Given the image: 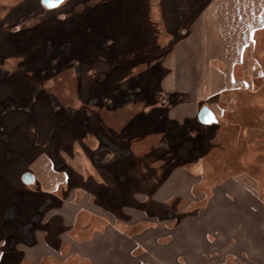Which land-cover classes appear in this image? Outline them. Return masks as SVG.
<instances>
[{
    "label": "rangeland",
    "instance_id": "1",
    "mask_svg": "<svg viewBox=\"0 0 264 264\" xmlns=\"http://www.w3.org/2000/svg\"><path fill=\"white\" fill-rule=\"evenodd\" d=\"M212 3L62 0L46 8L40 0H0V264H88L68 254L63 240H86L102 225L109 232H144L156 219L116 226L89 197V190L108 186L117 213L123 178L132 179L126 191L155 192L157 200L145 201L160 214L162 203L180 198L172 192L187 188L186 173L175 169H193L189 199L178 203L193 211L189 221L226 179L252 185L254 198L264 199V24L252 28L235 64L226 70L214 63L231 83L198 91L164 86L170 64L185 67L188 56L177 60L173 50L197 20L208 25L209 37L225 32L226 16L233 24L244 21L243 11L233 13L222 1L226 19L211 30ZM172 91L182 104L197 93L192 114L180 121L168 113L176 106L168 103ZM203 105L216 119L205 128L195 124ZM100 144L106 147L92 163ZM154 154L167 163L188 162L170 169L153 161ZM27 171L29 184L21 180ZM124 213L137 211L126 207Z\"/></svg>",
    "mask_w": 264,
    "mask_h": 264
},
{
    "label": "crops",
    "instance_id": "2",
    "mask_svg": "<svg viewBox=\"0 0 264 264\" xmlns=\"http://www.w3.org/2000/svg\"><path fill=\"white\" fill-rule=\"evenodd\" d=\"M222 1L228 2L225 8L233 9V13L234 8L238 13L243 11L244 21L233 24L232 19L226 16L225 32L221 35L218 32L219 34L216 33V36L211 37L210 35L209 37L208 25L204 24V20L202 22L197 20L192 26L190 37L179 42L173 50L176 57L178 56L177 60H180L183 53L188 57L184 60L182 66L185 65V67L183 69H177L178 64H175L176 67L174 64L169 65V68H171L168 74L169 80L164 82L166 88L179 91H190L192 89L198 91L199 88L204 86H212V84L202 82L200 76H230L229 73H225L226 71L224 73L219 71L214 63L217 61L222 63L223 66H226V70L229 65L235 64L238 61L239 53L246 46L245 43L252 28L264 24V0H212L213 3L210 4L212 6L210 10L211 20L208 21L210 28L214 27V22L218 21V18L223 17L219 10L220 7H223L220 4ZM213 18L215 19L212 21ZM193 32L194 38H191ZM219 40L220 45H218ZM210 41H213V44ZM179 76H185V78L182 77L183 79L180 81ZM262 76H264V71ZM171 79L175 82L174 84L170 82ZM195 100H197V93L192 96L189 103L170 107L168 112L170 117L182 119L191 115L192 104H194L192 102H195ZM192 170L188 168L175 169L176 172L186 173L188 178L187 188L176 190L172 194H177L185 200L189 199L188 192L194 182ZM228 181L232 182L233 185H229ZM224 182L214 187V195L198 217L195 216L191 221H189L191 217L186 216L183 218L180 224L181 228L183 227L184 231L189 230L194 234L195 243L193 244L195 246H191L187 251L183 248L179 249L181 252L183 250L186 253L194 254L196 259L193 260V264H224L228 257L237 258L235 259L236 264H264V199L254 198L252 194L254 193V187L252 185L245 189L235 185V181L226 179V182ZM224 193H227L230 198L224 196ZM106 229L107 226L102 225L100 230H94L91 233L90 239H78L76 241L65 239L61 244L64 245L67 242L71 249L69 253L67 252L68 254L87 260L88 264H92L93 260L91 258L96 254L92 244L95 243L97 236L99 239L105 236ZM146 230L138 234L144 239H150L151 235L146 234L148 233ZM181 234L178 238L180 245L186 244L185 246H188L187 236ZM207 239L210 242H207ZM62 245L60 248H62ZM101 252L103 251L100 250L97 254L100 255ZM65 254L57 258L62 260ZM206 256H210V260ZM238 258H243L242 262ZM142 259L143 261H149V257L146 256H143Z\"/></svg>",
    "mask_w": 264,
    "mask_h": 264
},
{
    "label": "trees",
    "instance_id": "3",
    "mask_svg": "<svg viewBox=\"0 0 264 264\" xmlns=\"http://www.w3.org/2000/svg\"><path fill=\"white\" fill-rule=\"evenodd\" d=\"M224 19L226 18L220 17L218 21L220 20V23H222L221 21ZM215 23L218 24L217 20L215 21ZM224 23L226 24V20L224 21ZM200 78L202 82L212 84L213 87H218L219 89L225 86L226 81H228V83L232 82L231 79L227 80L224 76H200ZM179 94V92L173 91L169 93L168 96L170 102L168 103L170 105L182 104L183 101L177 99ZM174 120L180 121L181 119ZM175 123L171 124L175 125ZM195 124L203 128L207 126L203 124L201 125L198 120L195 121ZM196 125L195 128L197 127ZM198 130L200 129L198 128ZM200 132H203V130H200ZM105 147V145L100 144L98 148L91 151L92 154L90 160L92 161V163H94L96 160V153H102ZM108 149L109 148H107L106 151ZM112 152L114 153V151ZM154 155L155 157L153 158V161L160 159L162 167L168 164L170 169L172 167L183 165V162H188L180 160L174 163H167V159L165 160L156 154ZM50 159L52 160V163L54 165V158L50 157ZM69 169L70 167L66 166L65 171ZM160 170H162V168ZM147 175V173H143L141 176V181H146L145 178L147 177ZM123 179L118 184L121 185L122 190L120 193V200L119 202H117V205H119L118 210L120 211H118L117 213H115L117 206L111 205L110 203H112V201L109 202V200H111L109 198L112 197V194H110L112 189L108 186L98 185L96 192H93V189L89 190V197L92 198L93 203H95L97 206L102 207V209L106 212V215L114 216V219H116L114 223L115 225L118 222L122 221V223H124L125 225L133 227L143 221H149V219L153 217L154 219H156V221L151 222L150 225L147 226L148 230H146L148 231V233L150 232L151 237L150 239H144V237H141L138 233H127L121 230L119 227L115 231L109 232L110 229L109 226H107L105 236H103L101 239H99V237L97 236V238L95 239V243L93 242L92 244L96 251V254L91 258L93 260L92 264H168V262L169 264H193V260L196 259V257L194 256V254L186 253L185 251H187V249L191 248V246L194 245V234L189 230L184 231L183 227L181 228L180 225L183 218L193 213V211H183V207L178 208L180 205L178 203H181L183 199L181 197V199L176 197L175 199H171V201L169 200V202L167 203H162V212L160 214L152 212L148 209V203H146L145 200H157L158 197L156 196V193L154 192L140 194L138 193V191H136V188L130 189V191H126L124 190V187H127L132 179L130 181V177L128 180ZM91 183L94 182L91 181ZM101 188L103 193L101 192ZM135 194H138V196L135 197ZM167 198H170V196H168ZM96 199H98V201H96ZM170 202L172 203L170 204ZM181 204H184V200ZM126 207L131 208L133 211H137V213L126 215L124 213V208ZM121 210H123V215L121 214ZM166 221H171V223ZM144 228L146 227H143V230ZM180 234L187 236L186 238H188V246H185L186 244L180 245L181 243L178 241ZM206 241L210 242L208 239ZM179 248H183L185 249V251L182 250L181 252ZM100 250H102L103 252L98 255L97 252H99ZM143 256L149 257V261H143ZM206 258L210 260L211 257L206 256ZM241 260H243V258L239 259L240 262H242Z\"/></svg>",
    "mask_w": 264,
    "mask_h": 264
},
{
    "label": "water",
    "instance_id": "4",
    "mask_svg": "<svg viewBox=\"0 0 264 264\" xmlns=\"http://www.w3.org/2000/svg\"><path fill=\"white\" fill-rule=\"evenodd\" d=\"M61 1L62 0H59V2H57V0H40L41 4L45 6L46 8H52L56 6L58 3H60ZM196 117H197L198 122L203 125H209L216 121L213 112L206 105H203L199 108ZM21 180L23 183L29 184L33 180V175L28 171L24 172L21 175Z\"/></svg>",
    "mask_w": 264,
    "mask_h": 264
},
{
    "label": "snow or ice",
    "instance_id": "5",
    "mask_svg": "<svg viewBox=\"0 0 264 264\" xmlns=\"http://www.w3.org/2000/svg\"><path fill=\"white\" fill-rule=\"evenodd\" d=\"M57 2H59V0H57Z\"/></svg>",
    "mask_w": 264,
    "mask_h": 264
}]
</instances>
